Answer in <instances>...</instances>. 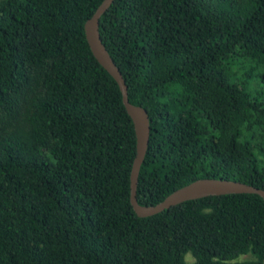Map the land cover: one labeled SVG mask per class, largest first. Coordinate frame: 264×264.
<instances>
[{
	"label": "trees",
	"instance_id": "trees-1",
	"mask_svg": "<svg viewBox=\"0 0 264 264\" xmlns=\"http://www.w3.org/2000/svg\"><path fill=\"white\" fill-rule=\"evenodd\" d=\"M103 2L0 0V264H263L258 195L134 211V123L85 33ZM100 34L150 117L140 205L264 189V0H115Z\"/></svg>",
	"mask_w": 264,
	"mask_h": 264
},
{
	"label": "water",
	"instance_id": "water-1",
	"mask_svg": "<svg viewBox=\"0 0 264 264\" xmlns=\"http://www.w3.org/2000/svg\"><path fill=\"white\" fill-rule=\"evenodd\" d=\"M114 1L115 0H104L95 14L86 22L85 33L93 55L101 66L118 83L123 97V104L134 123L137 137V155L134 160L131 174V203L136 214L141 218L151 217L188 201L215 196L253 194L260 196L264 200V189L238 181L204 178L176 190L158 205H140L138 202L137 190L141 167L144 163L150 143V117L148 111L144 107L136 106L130 102L128 94L129 89L123 74L110 55L100 34L101 18L110 9Z\"/></svg>",
	"mask_w": 264,
	"mask_h": 264
},
{
	"label": "rangeland",
	"instance_id": "rangeland-1",
	"mask_svg": "<svg viewBox=\"0 0 264 264\" xmlns=\"http://www.w3.org/2000/svg\"><path fill=\"white\" fill-rule=\"evenodd\" d=\"M243 259H246V258H243ZM188 263L189 264H192L194 262L193 258L191 256H188Z\"/></svg>",
	"mask_w": 264,
	"mask_h": 264
}]
</instances>
